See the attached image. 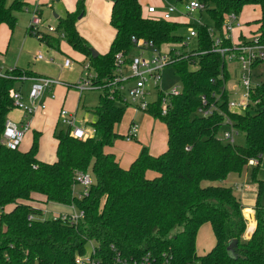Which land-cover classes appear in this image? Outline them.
Masks as SVG:
<instances>
[{
    "label": "trees",
    "instance_id": "obj_1",
    "mask_svg": "<svg viewBox=\"0 0 264 264\" xmlns=\"http://www.w3.org/2000/svg\"><path fill=\"white\" fill-rule=\"evenodd\" d=\"M196 1L204 4L212 26L147 14L140 0H112L110 24L115 37L109 50L98 54L76 26L86 11L85 0H78L74 11L57 18V35L50 43L59 48L63 39L82 54L97 73V82L112 77L117 53L129 56L139 40H151L159 48L170 46L168 66L179 75L181 92L168 95L165 115L161 91L146 111L167 127V149L154 155L145 146L127 168L107 149L116 137H125L116 127L129 103L100 90L99 104L93 109L96 120L91 122L94 135L82 140L72 137L68 129H55L56 160L46 162L37 156L38 131L27 150L11 149L2 142L5 122L14 110L12 91L23 83L19 78L41 74L15 67L0 76V208L11 206L0 214V264H77L76 258L87 253L90 241L99 264H119L118 255L130 260L147 254L155 261L166 254L171 264H264V179L257 178L264 154V81L251 87V102L243 112L231 111V92L226 87L229 71L224 56L214 50L210 34L213 29L224 38L225 17L240 16L246 5L256 4L260 7L258 29L250 32L264 43V0ZM27 4L0 0V26L13 29ZM184 25L196 31L197 47L192 50L185 49L186 36L178 33ZM238 40L250 39L240 34ZM178 44L179 48L172 46ZM212 104L216 109L211 114L199 112ZM226 118L237 132L245 133V145L218 136ZM255 157H261L252 176L257 183L256 226L250 238L243 239L248 219L241 201L233 187L217 182L232 173L241 174ZM78 171L94 175L82 197L73 187ZM38 203L74 205L84 211V217L77 223L46 218ZM206 223L211 225L215 244L200 255L197 235ZM233 240L237 242L230 249Z\"/></svg>",
    "mask_w": 264,
    "mask_h": 264
},
{
    "label": "rangeland",
    "instance_id": "obj_2",
    "mask_svg": "<svg viewBox=\"0 0 264 264\" xmlns=\"http://www.w3.org/2000/svg\"><path fill=\"white\" fill-rule=\"evenodd\" d=\"M11 1V0H9ZM150 3L156 4L159 11H165L171 5H174L179 11H184L186 3L191 0H147ZM30 5L20 13H18V21L13 29L9 26L3 25L0 28V71L10 66H21L24 68L31 67L40 74L53 77L62 81L60 84L53 87V93L55 99L50 97L52 91H45L44 102L46 108L36 112L31 119V127L25 133V138L21 145L20 150H27L31 147V144L35 137V131H38V158L43 161L53 162L56 160L57 140L54 137V131L66 130L67 126L63 125L59 121V115L61 110H67L69 112H76L78 116L77 125H82L84 119H87L88 123L85 126L89 127L93 131L91 122L96 120V115L93 109L99 104L100 90L88 89L81 93V91L75 86L79 79L86 73L85 65L88 61L85 57L76 54L69 44L61 39V42L67 43L64 48L51 49L43 41L38 40L34 35L27 33V23L34 10L38 9L42 12L44 20L52 21L57 24V18L54 13H60L64 16V5H51L53 1H49L48 4L43 5L41 0H29ZM56 2V1H54ZM213 7V5L211 6ZM58 13V14H59ZM30 14V15H29ZM66 14V13H65ZM175 15H181L175 13ZM260 15V7L256 4H248L244 7L242 16L248 18L249 25L257 32L258 25L256 19ZM187 22L203 23L212 26L213 20L209 16L207 10H197L191 14V16H184ZM56 26V25H55ZM178 33L188 36V26L184 25L179 28ZM180 47L181 44L175 45ZM197 47V41L191 38L185 47L186 50H192ZM169 47H164L163 50H169ZM53 51V52H52ZM42 53L45 58H51L53 60L46 61L44 59H38V54ZM75 53V54H74ZM52 54V55H51ZM153 51L146 50L143 53V57L150 59ZM142 50L138 47H134L130 50L129 56H141ZM72 60V66L64 67L62 65L65 58ZM79 59V60H78ZM227 69L229 71V78L226 82V87L231 92L232 99H240V95L245 91L241 85V65L237 60H226ZM3 68V69H2ZM251 81L253 84L264 81V63L253 69ZM21 85L18 83L17 86ZM158 88L153 86L152 81H149L148 86L151 89V95L148 96L152 101L158 97V91L161 89L164 93H170L174 88H182L181 79L174 71L172 66H166L161 71V79L158 81ZM23 89L27 91L30 83L27 81L22 83ZM20 113L17 110L11 112V118L16 121ZM136 123L138 126V136L136 139L127 140L126 137H116L114 144L107 150L115 152L119 157L123 158L129 152L136 147L140 148L138 155L142 151L143 147L149 146L151 140L152 144L158 145L166 140L167 127L159 119L155 118L146 111L139 110L133 106H129L124 114V118L120 124L117 125L116 131L120 134L126 135L128 132V126L130 121ZM131 122V123H132ZM84 125V123H83ZM225 130H231V126L223 125L218 133V136L223 139V133ZM236 130V129H235ZM149 141H148V140ZM141 140V141H140ZM246 135L244 132H238L235 135V144L239 146L245 145ZM162 143L160 145H162ZM159 145V147H160ZM168 146V145H167ZM167 149V148H166ZM118 157V156H117ZM253 165L247 164L242 170L241 174L232 173L225 181L217 182L218 184H224L233 187L237 197L241 200L242 206H255L257 196V183L253 180ZM127 168V167H126ZM94 178V175L90 173ZM257 178L264 179V154L260 166L257 170ZM83 186L77 183L76 190L81 191ZM45 211V217L51 218L56 214L62 212H70L71 208L65 205L57 203H49L47 205L38 203ZM11 206L0 208V214L5 211H9ZM215 242L214 234L209 223H206L201 227L197 235V252L203 254L207 252L208 246ZM92 245L87 244V253L91 251Z\"/></svg>",
    "mask_w": 264,
    "mask_h": 264
},
{
    "label": "built area",
    "instance_id": "obj_3",
    "mask_svg": "<svg viewBox=\"0 0 264 264\" xmlns=\"http://www.w3.org/2000/svg\"><path fill=\"white\" fill-rule=\"evenodd\" d=\"M204 4L191 0L185 5L184 11H179L174 5H171L160 15L158 14L157 7L149 6L146 11L147 14L158 15L159 17L167 20H173L175 13H180L182 16H191L197 10H203ZM224 38L219 37L217 33L210 29V34L214 38V50L220 52L225 61L227 58L231 60H237L242 69L241 73V85L244 87L245 91L240 95V99H230L229 108L231 111L243 112L251 102L250 89L256 86L258 83L253 84L251 81L253 69L260 64L264 63V43H261L258 35H253L250 37L249 42L238 40L233 38V33L236 29H242L243 23L240 20L239 15L235 13H229L224 20ZM28 32L34 35L38 40L45 42L47 37L50 35H57L56 26L47 24L43 19L41 11L36 9L31 14V19L28 24ZM188 36L185 37L184 44H187L191 38L196 36V31L193 27L188 28ZM63 37V32L60 33ZM230 44H225L228 41ZM138 48L142 50L141 56H127L123 52H119L116 55L115 60V70L114 75L110 78L102 79V82H97V73L89 67V64L85 65V75L79 79V81L74 84L83 93L88 89L97 90H107L109 97L115 99L120 97L123 102L129 103L131 106L147 111L152 102L148 98L151 95V89L148 86L149 81H152L153 86L158 88V81L161 79V71L164 67L168 66L172 59L167 53V50L159 48L151 40H139L137 41ZM175 46V45H172ZM146 50L153 51L150 59L143 57V53ZM38 59H44L46 61L53 60L51 58H45L42 53L38 54ZM260 62L259 65L256 64ZM62 65L64 67H71L72 60L70 58H65ZM0 76H5V73L0 72ZM20 81H30L31 85L27 91L23 90L22 87L12 91L13 106L14 110L20 113L18 120L14 121L9 115L5 122V129L2 137V142L7 147L11 149H18L25 138V133L31 127L32 116L46 108V103L44 102L45 91L50 90L52 93L50 97L55 99V94L53 93V87L60 84L62 81L55 79L50 76H31L23 75L19 78ZM260 83V82H259ZM182 89V88H181ZM178 87L174 88L170 93H164L161 89L159 91L163 92L165 95L162 97L161 110L162 114H166L169 108V98L168 95L174 94L178 95L181 92ZM158 91V92H159ZM230 91V90H229ZM260 100L257 99L253 103H258ZM204 104H207L204 99ZM216 106L212 104L209 108L206 106L199 109L202 115H209L212 113ZM59 121L63 125L67 126L69 134L77 139L85 140L94 135L95 130H90L89 127L85 126L88 123L87 119H84L82 125H77L78 116L77 111L72 113L67 110H61L59 115ZM84 123V125H83ZM226 125L231 126V130H225L223 133V139L225 141L234 143L235 135L238 133L232 126L230 120L226 118ZM138 136V126L136 123L132 122L125 135L127 140L136 139ZM262 157V156H261ZM261 157L251 158L248 162L249 165H257ZM94 178L90 173H84L78 171L75 176L74 193L82 197L87 194L88 188L92 185ZM77 183L83 186L81 191L76 190ZM70 212H60L54 216L55 219H69L72 223H77L81 218L84 217V211L79 210L76 206H70ZM246 218L248 217L247 211H245ZM92 247L89 253L80 255L76 258L77 264H99L94 256L96 252V247L93 242H89ZM152 256L147 254L143 255L141 258L136 259H123L118 255L116 260L119 264H171L170 258L164 254L161 261L152 260ZM198 264V263H189Z\"/></svg>",
    "mask_w": 264,
    "mask_h": 264
},
{
    "label": "crops",
    "instance_id": "obj_4",
    "mask_svg": "<svg viewBox=\"0 0 264 264\" xmlns=\"http://www.w3.org/2000/svg\"><path fill=\"white\" fill-rule=\"evenodd\" d=\"M25 1L28 3L27 6L30 5L29 0H25ZM41 1L44 2L43 3V5H44V4H48V2L51 0H41ZM52 1H53V3L51 5H64L66 8V10L64 9V11H65V13H67V11H74L76 9V4H77L78 0H52ZM54 1H56V2H54ZM140 2L142 4L145 12H146L147 7H149V6L157 7L156 4L150 3L147 0H140ZM85 5H86V11H85L84 15L78 19V21L76 23L77 29H78L79 33L87 39V41L90 43V45L92 46V48L95 51H97L98 53H106L109 50L111 43L115 37V33H116L115 29L110 24L112 0H85ZM157 10H158V13L163 12V11L162 12L159 11L158 8H157ZM26 11L30 13V11H28V10H26ZM58 13H54V16L57 15V17L55 16V18L62 16L60 13L59 14ZM65 13H64V15H65ZM242 13H243V11H242ZM242 13L240 14L239 17H240L241 22L243 23V26H242V29H236L234 31V33H233L234 39H237L240 34H245V35H247V38H250L253 36V33L251 34L250 31L255 30L253 27H251V25L245 26L250 20L248 18L242 16ZM41 14H42V12H41ZM259 16H258V18H259ZM30 19H31V17H30ZM30 19H29V21H30ZM174 20L179 21V22H187L188 21L182 15H174ZM29 21L27 23V30H26L27 33H28ZM45 21L47 24L57 25L56 23H53L52 21H49V22L47 20H45ZM3 25H7V24H2L0 26V28ZM54 35L49 36V39H48L49 43L45 42L47 44V46H49L52 50L55 49V46H53L50 43V41L53 42L52 38L54 37ZM58 45H59L58 49H62V48H64L65 45H68V44L64 43V41H62ZM75 53L84 57L82 54H80L78 52H75ZM51 58H53V57H51ZM15 67H21V66H10V67L4 68V69L2 68L3 70H1L0 72L5 73L6 70H8V69L11 70ZM21 68H24V67H21ZM27 69H30L31 71H34V72L40 74V72L36 71L35 69H32L31 67H27ZM41 76H47V75L41 74ZM25 82H27V81H25ZM25 82H23V83H25ZM28 82L31 85V82L30 81H28ZM20 87H22V89H23V86H20ZM10 116H11V114H10ZM19 116H18V118H19ZM132 121H133V119L130 121V124ZM130 124L128 126V129L130 127ZM151 141L148 142L149 143L148 148L152 154L157 155V154H160L166 150V148H167V135H166V140H164L163 143L160 142L158 145L152 144ZM161 143H162V145H160ZM159 145H160V147H159ZM139 151H140V148L136 147L134 150L132 149V151L129 152L127 155H124L123 158L122 157L120 158L117 153H115L114 151L113 152L115 153L116 157L118 156L117 159L120 162V164L126 168V167H129L130 164L133 162V160L138 156ZM46 162H48V161H46ZM243 208H244V211L250 210L248 213V217H247L248 228H247V230L243 236V239H249L251 234L253 233V231L255 229V226H256L254 204L250 205V206H244ZM214 240H215V237H214ZM214 244H215V242H212V244L210 246H208L209 249H207V252L213 247ZM205 253H203V254H205Z\"/></svg>",
    "mask_w": 264,
    "mask_h": 264
},
{
    "label": "water",
    "instance_id": "obj_5",
    "mask_svg": "<svg viewBox=\"0 0 264 264\" xmlns=\"http://www.w3.org/2000/svg\"><path fill=\"white\" fill-rule=\"evenodd\" d=\"M177 1H181V0H177ZM56 17H57V15H55ZM94 51V54H98V52L97 51H95V50H93ZM237 242V240H233L231 243H230V249H233V245H234V243H236Z\"/></svg>",
    "mask_w": 264,
    "mask_h": 264
},
{
    "label": "bare ground",
    "instance_id": "obj_6",
    "mask_svg": "<svg viewBox=\"0 0 264 264\" xmlns=\"http://www.w3.org/2000/svg\"><path fill=\"white\" fill-rule=\"evenodd\" d=\"M246 211H247V214H248L250 210H246Z\"/></svg>",
    "mask_w": 264,
    "mask_h": 264
}]
</instances>
